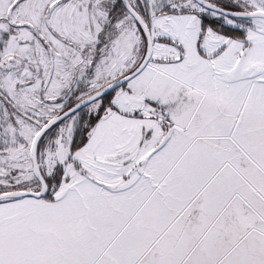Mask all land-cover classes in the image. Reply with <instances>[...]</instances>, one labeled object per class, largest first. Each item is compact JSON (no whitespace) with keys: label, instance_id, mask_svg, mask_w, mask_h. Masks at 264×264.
<instances>
[{"label":"snow or ice","instance_id":"1","mask_svg":"<svg viewBox=\"0 0 264 264\" xmlns=\"http://www.w3.org/2000/svg\"><path fill=\"white\" fill-rule=\"evenodd\" d=\"M0 264H264V0H0Z\"/></svg>","mask_w":264,"mask_h":264}]
</instances>
